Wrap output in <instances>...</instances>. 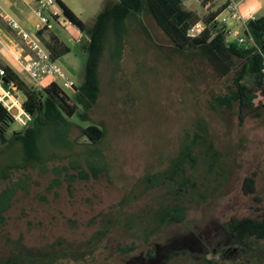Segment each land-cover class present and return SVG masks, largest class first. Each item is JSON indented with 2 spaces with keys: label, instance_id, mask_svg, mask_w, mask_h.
Instances as JSON below:
<instances>
[{
  "label": "rangeland",
  "instance_id": "374dc122",
  "mask_svg": "<svg viewBox=\"0 0 264 264\" xmlns=\"http://www.w3.org/2000/svg\"><path fill=\"white\" fill-rule=\"evenodd\" d=\"M63 1L91 28L107 3L117 0ZM185 5L197 14L205 10L202 0H187ZM244 8L256 18L264 16V0H244L241 9ZM146 22L150 38L132 31L124 48L115 39L109 44L100 69V100L91 111L93 120L82 124H97L105 129L106 140L100 147L107 156L110 175L79 181L70 194L67 183L47 191L56 176L54 168L70 164L65 151H56L45 166L13 168L9 179L0 182V193L20 180L26 181V188L15 196L6 222L0 226V262L23 248L32 258L51 256L53 264H207L209 260L222 264H264V245H260L261 259L244 258L245 246L229 232L234 219L257 218L264 213V121L247 118L242 126L237 119L228 124L211 112L210 73L161 48L169 46V40L149 20ZM54 27L56 31H51L57 32L72 50L59 65L79 86L85 79L89 37L76 27ZM49 33L44 34L46 39ZM25 46L27 49L28 45ZM31 83L32 86L27 85L37 88ZM6 91L16 101L12 107L4 99L6 105L12 112L18 111L16 122L7 132L11 138L31 117L23 112L15 93ZM65 91L75 98L74 90ZM199 116L211 123L217 146L235 167V175L203 205L189 198L185 223L169 226L149 243L134 238L127 230L129 215L146 206H157L162 190L140 197L125 209L121 207L122 200L143 192L144 175L167 168L180 149L185 131L193 127ZM48 137L58 138L49 134ZM4 149L0 143V164L22 163L21 153H3ZM199 173L203 192L210 186L206 178L213 175L205 168ZM253 173L258 176L257 193L247 195L243 182ZM203 183L206 186L202 187ZM109 220L120 223L103 241L94 240ZM132 246H136L134 252H120Z\"/></svg>",
  "mask_w": 264,
  "mask_h": 264
},
{
  "label": "trees",
  "instance_id": "16d2710c",
  "mask_svg": "<svg viewBox=\"0 0 264 264\" xmlns=\"http://www.w3.org/2000/svg\"><path fill=\"white\" fill-rule=\"evenodd\" d=\"M186 1L108 2L97 15L94 25L87 28L75 12L60 0L65 17L89 37L85 48L88 55L85 79L81 85H75L73 98L55 83L42 90L30 87L11 67L0 64L6 72L1 79L4 86L15 93L23 112L31 117L23 128L14 131L9 138L7 132L16 121L10 108L0 99V143L5 148L3 153L15 150L21 153L22 159L21 164H0V182L9 179L13 168L45 166L56 151H65L71 161L69 165L54 168L56 176L47 187L48 192L67 183L70 194H73L77 182L99 180L110 175L107 156L100 147L106 140L105 129L97 124H89L87 127L82 124L93 120L91 111L100 100V69L109 44L115 39L124 48L132 31L150 38L147 20L169 40L170 45L161 48L197 63L210 73L211 83L208 87L211 89V112L225 119L228 124L237 119L242 126L247 118L264 121V16L247 23L254 45L228 43L227 35L217 18L227 10L229 3L213 11L215 0H202V7L208 11L203 18L187 9ZM199 22L205 23V30L198 38L189 37V28ZM51 30L44 28L37 35L52 58L59 60L72 50ZM46 32H50L48 39L44 37ZM48 134L58 138L52 140ZM201 168L213 175L212 178H206L210 186L203 192L198 180ZM234 168L218 148L209 120L199 116L193 127L185 131L180 149L170 159L167 168L144 175L141 179L143 192L139 196L130 194L122 200L121 207L125 209L139 201L140 197L162 190L157 206H146L129 215L127 230L134 238L149 243L169 226L185 223L189 215V198L203 205L230 182L235 175ZM257 182V173L247 176L243 182L244 193L256 194ZM213 183L217 185L214 186ZM203 186L206 184L203 183ZM25 188L26 181L20 180L0 193V226L5 224L6 214L11 209L15 196ZM118 223L119 220L106 221L94 240L103 241ZM229 232L238 243L245 246L242 257L262 258L259 254L260 245H264V213L257 218L247 216L234 219L229 225ZM135 250L136 246H132L120 249V252L130 254ZM50 259L51 256L44 259L32 258L23 248H18L17 253L2 260L0 264H53L54 259ZM207 264L222 263L209 260Z\"/></svg>",
  "mask_w": 264,
  "mask_h": 264
},
{
  "label": "built area",
  "instance_id": "2783aa9c",
  "mask_svg": "<svg viewBox=\"0 0 264 264\" xmlns=\"http://www.w3.org/2000/svg\"><path fill=\"white\" fill-rule=\"evenodd\" d=\"M3 1L4 0H0V9ZM59 1L60 0H35L34 13L41 24L35 36L31 32L25 31L19 22L11 18L6 19L9 27L13 31L20 33L22 39L27 43L28 49L32 53V57H28L22 48L16 50L20 67L38 90H42L53 83L58 84L64 90H74L75 88V83L70 79V76L59 65L58 60L52 58L50 51L37 35L40 30L44 28L53 29L55 25H66L67 29L74 27L65 17L64 10L59 4ZM239 6V2L230 0L227 8L228 15L224 16L219 22L227 35L228 43L237 42L244 46L254 45L248 33V21L242 16ZM238 25L243 27V31L236 28ZM205 28V23L199 22L189 28L188 36L191 38H198ZM5 75V69L0 66V83L3 87H5L4 81L1 79ZM9 111L12 113L11 109H9ZM13 117L16 119L15 115H13Z\"/></svg>",
  "mask_w": 264,
  "mask_h": 264
},
{
  "label": "crops",
  "instance_id": "0c3cea01",
  "mask_svg": "<svg viewBox=\"0 0 264 264\" xmlns=\"http://www.w3.org/2000/svg\"><path fill=\"white\" fill-rule=\"evenodd\" d=\"M229 1L230 0H215L216 6L213 8V11H216L217 9L228 4ZM236 1L240 3L239 9L244 19L249 21L251 19L256 18L252 16L251 14H249L250 12H248L246 8L241 9V3L244 0H236ZM66 5L70 8L68 4ZM34 8H35V0H4L2 2L1 9H0V15H1L0 16V64L11 67L30 86H32L31 81L29 80L27 81L25 79V76L20 69L16 50L18 48L20 49L22 48L28 57H32V53L29 51L28 48L26 49L25 45H27V43L22 39L20 33L13 31L9 27L6 19L11 18L19 22L25 31L32 32V33L37 32L40 29L41 24H40V20L36 17L34 13ZM70 9L74 11L72 8ZM75 14L77 15L76 12ZM198 14L202 16V15L208 14V11L205 9L202 11V13H198ZM227 15H228V11L225 10L217 18V21L219 22L224 16H227ZM236 28L238 30L243 31V27L241 25L236 26ZM53 29L54 31H56V27H54ZM64 58L65 57L59 59L58 62L61 60L63 61ZM66 64L70 67V64H68V62H66ZM70 68L72 69V67ZM0 99L4 102H5L4 99H6L8 102L12 104V107H14V104L16 103L14 98L10 95V93L6 91V89L1 84H0Z\"/></svg>",
  "mask_w": 264,
  "mask_h": 264
},
{
  "label": "water",
  "instance_id": "95a60500",
  "mask_svg": "<svg viewBox=\"0 0 264 264\" xmlns=\"http://www.w3.org/2000/svg\"><path fill=\"white\" fill-rule=\"evenodd\" d=\"M247 35H248V33H247ZM18 113V111L17 110H14V112H12L11 114L12 115H16Z\"/></svg>",
  "mask_w": 264,
  "mask_h": 264
},
{
  "label": "bare ground",
  "instance_id": "6f19581e",
  "mask_svg": "<svg viewBox=\"0 0 264 264\" xmlns=\"http://www.w3.org/2000/svg\"><path fill=\"white\" fill-rule=\"evenodd\" d=\"M1 84V83H0ZM2 85V84H1Z\"/></svg>",
  "mask_w": 264,
  "mask_h": 264
}]
</instances>
